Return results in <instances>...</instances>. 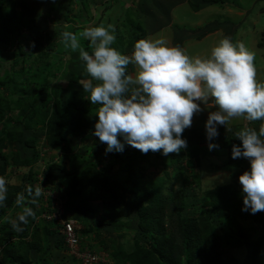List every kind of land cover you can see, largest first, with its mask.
<instances>
[{"label": "trees", "instance_id": "trees-1", "mask_svg": "<svg viewBox=\"0 0 264 264\" xmlns=\"http://www.w3.org/2000/svg\"><path fill=\"white\" fill-rule=\"evenodd\" d=\"M41 1L46 3L42 15L36 9V3L40 0H0V47L3 51L0 57L13 60L7 81L0 83L7 91H11L8 97L0 96V176H6L11 166L29 169L21 184L8 185L7 199L0 206V264H59V260H67L68 264L78 262L77 258L67 253L70 258L62 256L61 252L67 251V247L55 222H37L42 212L39 207L42 196L37 198L35 204H28L35 211L36 218H29V223L21 226L22 231H15L11 223L1 221V217H8L10 213L17 215L22 211L15 205L18 193L27 196L28 186L33 188V192L35 190L33 183L40 172L37 165L41 158L40 139H45V146L63 154L59 163L47 164L45 177L57 191L63 192L68 215L84 225L91 224L88 230H83L84 234L94 230L100 236L114 230L121 232L118 238L122 240L129 230L128 224L137 229L134 242H121L116 250H113L110 243L101 240L98 251L107 253L111 264H233L234 261L224 258L222 245L234 251L245 248L249 264H264L263 241L254 242L250 235L233 227L235 220L240 217L254 221L264 230V212L253 215L242 211L241 190L224 185L208 189L204 198H198L195 189L183 188V195L179 193L173 199L175 190L167 182L172 177L169 169L179 171L182 176L184 161L187 160L190 167H195V163L200 160L198 142L189 143L183 133L182 138L188 143L187 149L166 157L159 152L142 154L126 143L123 152L106 153V144L94 135L89 137L98 120L96 110L99 105H93L87 99L88 93L84 92L81 85L82 81L90 77L85 63L79 58V51L65 48L61 36L62 32L71 29L72 32H79L81 27L74 26L72 17L67 15V26L49 28L48 15L65 6L61 3L56 8L58 0ZM188 2L198 12L222 0ZM142 3L140 1L141 9ZM121 5L124 8L126 3L122 2ZM173 5L174 2H170L169 9L166 8L169 15ZM150 14L153 17L144 21L145 24L131 20V28L136 26L129 34L132 50L137 40L153 33L150 28L156 21V15L152 11ZM78 19L81 25L88 22L83 10ZM37 20H40L41 25L35 24ZM213 27L208 26L206 29L209 31ZM51 30L56 34L51 36ZM117 31L120 34L119 27ZM25 33L31 40L22 45L21 38ZM203 33L206 31L198 30L193 34L201 37ZM81 44L91 52L87 41L81 40ZM112 46L124 53L122 41ZM25 47L29 48L27 52ZM66 55L67 60L63 62ZM20 57H23L21 66L18 60ZM58 72L61 81L65 83H52ZM67 82L71 83L70 87L66 86ZM14 111L22 117L21 120L17 119L19 124L13 120H4ZM257 123L259 125L253 128L258 131L264 121ZM81 138L85 139V145L90 146L92 153L102 161L83 156L75 143ZM118 138L124 142L123 137ZM234 144L240 145L241 142L235 137L224 144L228 150L230 165L226 167L229 169L242 166L248 161L245 158H232ZM11 146L15 147L14 151L6 154L5 151ZM153 154L162 160L163 175L144 185L136 169L141 162H149ZM104 158L112 160L111 168L118 167L119 172H126L128 181L134 186L130 187L120 180L115 169L110 170L107 165L104 166ZM233 163L237 166H233ZM195 180L198 182L199 177L195 176ZM96 202L102 203L100 221H96V215L99 214L97 206H94ZM113 241L116 244L117 240Z\"/></svg>", "mask_w": 264, "mask_h": 264}, {"label": "clouds", "instance_id": "clouds-1", "mask_svg": "<svg viewBox=\"0 0 264 264\" xmlns=\"http://www.w3.org/2000/svg\"><path fill=\"white\" fill-rule=\"evenodd\" d=\"M61 36L64 47L79 51L85 63L90 79L81 85L88 93L87 99L99 105L93 135L107 145L106 153L123 152L126 143L142 154H178L188 146L183 132L205 109L215 108L209 111L205 124L209 151L219 148L212 142L219 136L218 126L226 129L240 117L249 122L264 121V82L256 78V53L241 41L225 37L211 50L210 57L201 58L190 56L179 45H170L162 35L139 39L131 54H122L112 46L117 38L113 24L64 31ZM81 40L88 42L91 52L85 50ZM130 65L134 68L132 74ZM235 137L241 144L232 146V158L250 162V170L238 178L242 211L255 215L264 212V123L258 131L244 127ZM50 150L47 164L59 163L62 152ZM56 154H61L58 161H54ZM8 183L0 176V206L7 199ZM26 192L27 196L18 193L15 200L22 211L15 218H4L18 232L29 218H36L28 204H35L44 195L41 185L34 192L28 186Z\"/></svg>", "mask_w": 264, "mask_h": 264}, {"label": "rangeland", "instance_id": "rangeland-1", "mask_svg": "<svg viewBox=\"0 0 264 264\" xmlns=\"http://www.w3.org/2000/svg\"><path fill=\"white\" fill-rule=\"evenodd\" d=\"M140 1L143 2L142 5H140L142 6V9L139 8ZM173 1L175 0H58L56 8L59 7L61 3L64 4L65 7L58 12L50 13L47 17V22L49 28L67 26L68 21L65 17L68 15L69 17H72L74 26H77L78 28L81 27L80 31L88 26H99L100 24L107 26V24H113L116 28L117 37L115 43L122 41V52L124 51L123 54H131L133 50L131 48L132 46L130 47L129 34H131L133 29L136 27L134 26L133 29L131 28V20H139L145 24L147 19L152 16L150 14L152 11L156 15V21L153 26L149 21L152 27L150 28L148 26V28H150L151 33H153L148 35V37L155 38L162 35L169 40L170 45H179L186 49L190 56L201 58L210 57L211 50L218 45L221 39L231 37L233 42L241 41L250 50H253L256 53L254 62L257 70L256 78L258 81L264 82V0H222V2H219L217 5L203 8L199 12H195L190 6L188 0H184V2H178L180 4L174 7L173 10L170 9L171 11L169 15L166 13V8L169 9V4ZM122 2L126 3L124 8L121 5ZM45 8L46 3L44 1L40 0L39 3H36V9L41 15L45 11ZM126 8H131L132 10L126 11ZM81 10H83L84 14H87L88 20V22L83 25L80 24L81 22L78 19V17L81 16ZM169 18H171L170 22ZM124 21H127V23L124 24ZM35 24L41 25L40 20H37ZM214 25L215 27H213ZM208 26H212L213 29L207 31L206 27ZM118 27L120 34L117 31ZM201 29H204L206 31L205 34H208L203 37L193 34ZM68 31H72V29ZM55 34L56 32L51 30V36ZM184 38L186 40L182 43ZM27 40L31 39L27 33H25L21 38V44L25 45ZM28 50L29 48L25 47V51L27 52ZM0 52L1 54L3 53L1 47ZM37 54L38 52L36 55ZM18 60L19 65L21 66L23 57H20ZM66 60L67 55L63 58V62H66ZM12 63L13 60L9 57H0V83L7 81V74H9ZM129 71H131L130 74L134 73V68L131 65L129 66ZM52 83L61 84L65 83V81H61L58 72L56 73L55 79L52 80ZM66 86L70 87L71 83L67 82ZM7 90L8 89H6L5 86L0 85V96L4 95L5 97H8L11 94V91ZM209 102L211 103V100ZM201 107L204 108V105L201 104ZM214 110L215 108L205 109L195 115L193 117L192 126L183 132L189 143L198 142L200 160L197 164L195 163V167H190L187 164V160L184 161L182 164L184 168L182 176H180L181 173H179V171H173L172 168L169 169L172 173V177L167 182L168 186H172L175 190L172 194L173 199L179 193L180 195H183V188L195 189L197 192L196 194H198V198H204L206 190L224 185L232 186L242 191L238 178L244 171L250 170V162L247 161L244 165L237 168H227L226 166L230 165L229 155L228 150L224 147V144L229 139L235 138V133L240 129L244 127L253 128L258 126L259 123H257V121L249 122L243 117H240L233 120L226 129L223 126H218L219 136L212 142L218 144L219 148L209 151V141L206 138L205 124L209 111ZM5 118V121L9 120L10 122V120H13L14 123L17 122L16 124H19L18 120H21L22 117L19 116L17 111H14L12 114H8ZM9 122H6V124L8 125ZM92 135L93 133L89 137ZM84 140V138H81L75 141V143L78 144L83 156H86L87 158L88 156L92 157L96 161L101 160L92 153V148L90 146L85 145ZM14 149L15 147L11 146L5 152L6 154H10L14 151ZM103 162L105 163L104 166L107 165L110 170H116V176L119 177L120 180L125 182L130 187L134 186L130 180L128 181L126 172H119L118 167L111 168L113 163L112 160L104 158ZM67 166H69V161H67ZM233 166H237V164L233 163ZM28 171L29 169L27 167L11 166L4 177L9 181L8 185H17L24 181L23 179L28 174ZM163 171L164 168L162 166V160L159 159L156 154H153L150 157L149 162H141L140 167L136 169L138 178L144 185L146 182L149 183L161 178ZM195 176L199 177V185L195 180ZM191 199L194 200L195 197H191ZM94 206H97L99 212V214L96 215V221H100L102 219V203L96 202L94 203ZM190 209L191 208L187 210ZM8 216L15 218L16 214L10 213ZM1 218V221L5 222V219L3 217ZM82 225L83 229L80 231V234L87 242L86 247L93 250H98L101 240L110 243V245L114 248L113 250H116L120 246L121 242L133 243V240L137 236V229H134L133 227L131 228V224H128L129 230L127 235L125 234V238L122 240L118 238L121 232L114 230L110 233L104 232L100 236H98L94 230L88 231L87 234H84L83 230H88L89 227H91V224L84 225L82 223ZM233 227L235 229L239 228L245 235H250L254 242L262 240V248L264 250V230L254 221L249 219L243 220L238 217L235 220ZM112 240H117L116 244L115 241L111 242ZM122 247L124 248V246ZM221 248L225 250V254L223 255L224 258L229 261H234L233 264H249L245 248H237L235 251L234 249L231 250L230 248H227L226 245H222ZM66 253L69 254L67 251L61 252L62 256L67 257L68 255ZM262 261H264V255L262 256ZM58 262L59 264H68L67 260H59ZM70 264L74 263L71 262ZM75 264L82 263L77 262Z\"/></svg>", "mask_w": 264, "mask_h": 264}, {"label": "built area", "instance_id": "built-area-1", "mask_svg": "<svg viewBox=\"0 0 264 264\" xmlns=\"http://www.w3.org/2000/svg\"><path fill=\"white\" fill-rule=\"evenodd\" d=\"M40 159L38 165L40 172L36 176L33 186L41 185L44 195H42L40 205L42 212L37 217V222L45 220L56 223L58 232L63 236L67 252L77 258L82 264H111L109 256L105 252L89 249L86 247L84 237L80 234L83 229L82 223L68 215L66 209V200L62 193L57 191L46 179L47 158L51 156V150L41 144ZM61 154H56L54 161H58Z\"/></svg>", "mask_w": 264, "mask_h": 264}, {"label": "crops", "instance_id": "crops-1", "mask_svg": "<svg viewBox=\"0 0 264 264\" xmlns=\"http://www.w3.org/2000/svg\"><path fill=\"white\" fill-rule=\"evenodd\" d=\"M181 1L184 2V0H175V1H173V2H174V5L171 6V10H173L174 7H176L178 4H180V3H178V2H181ZM211 6H213V5H211ZM207 7H210V6H207ZM205 8H206V7H205ZM198 12H199V11H198ZM201 30H204V29H201ZM213 31H215V30H213ZM199 34H200V33H199ZM207 34H208V33H207ZM207 34H204L203 36H205V35H207ZM196 35L198 36V34H196ZM203 36H202V37H203ZM185 40H186V39H185ZM185 40H184V41H185ZM184 41H183V42H184Z\"/></svg>", "mask_w": 264, "mask_h": 264}]
</instances>
